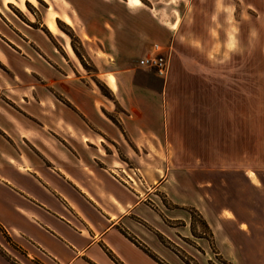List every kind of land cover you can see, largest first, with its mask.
Instances as JSON below:
<instances>
[{
	"label": "crops",
	"instance_id": "obj_1",
	"mask_svg": "<svg viewBox=\"0 0 264 264\" xmlns=\"http://www.w3.org/2000/svg\"><path fill=\"white\" fill-rule=\"evenodd\" d=\"M93 1L94 29L82 22L86 39L97 40L105 55H143L152 40L169 37L209 49L210 21L196 22L195 33L192 23L167 26L158 1ZM9 3L0 0V227L24 264H164L161 243L129 233L132 214L142 221L136 231L148 236L152 217L146 187L135 188L126 170L149 164L151 136L162 134L157 109L143 107L156 91L126 69L122 78L115 74L114 88L104 81L111 100L130 97L139 106L109 115L110 100L69 41L32 15L17 16Z\"/></svg>",
	"mask_w": 264,
	"mask_h": 264
},
{
	"label": "rangeland",
	"instance_id": "obj_2",
	"mask_svg": "<svg viewBox=\"0 0 264 264\" xmlns=\"http://www.w3.org/2000/svg\"><path fill=\"white\" fill-rule=\"evenodd\" d=\"M151 1L162 4L169 27L174 20L192 23L196 33V22H211L204 51L175 45L173 37L152 40L171 45L165 77L138 67L142 54L108 56L97 40L86 39L83 22L96 24L93 0H9L8 8L69 41L84 73L110 100L109 115L139 106L130 97L111 100L104 81L114 88L115 74L122 78L126 69L156 91V101L151 94L143 107L157 109L162 134L151 136L149 164L126 169L132 185L148 192L150 234L136 231L142 221L132 214L130 235L161 243L164 264H264V0ZM22 255L0 227V258L24 264Z\"/></svg>",
	"mask_w": 264,
	"mask_h": 264
},
{
	"label": "built area",
	"instance_id": "obj_3",
	"mask_svg": "<svg viewBox=\"0 0 264 264\" xmlns=\"http://www.w3.org/2000/svg\"><path fill=\"white\" fill-rule=\"evenodd\" d=\"M169 46L152 43L148 53L136 58V65L153 70L158 76L165 77L169 67Z\"/></svg>",
	"mask_w": 264,
	"mask_h": 264
},
{
	"label": "snow or ice",
	"instance_id": "obj_4",
	"mask_svg": "<svg viewBox=\"0 0 264 264\" xmlns=\"http://www.w3.org/2000/svg\"><path fill=\"white\" fill-rule=\"evenodd\" d=\"M129 3L139 4L140 3V0H129Z\"/></svg>",
	"mask_w": 264,
	"mask_h": 264
},
{
	"label": "bare ground",
	"instance_id": "obj_5",
	"mask_svg": "<svg viewBox=\"0 0 264 264\" xmlns=\"http://www.w3.org/2000/svg\"><path fill=\"white\" fill-rule=\"evenodd\" d=\"M52 24V23H51ZM50 26V25H49ZM55 28V27H54ZM53 31V30H52ZM54 32V31H53Z\"/></svg>",
	"mask_w": 264,
	"mask_h": 264
},
{
	"label": "trees",
	"instance_id": "obj_6",
	"mask_svg": "<svg viewBox=\"0 0 264 264\" xmlns=\"http://www.w3.org/2000/svg\"><path fill=\"white\" fill-rule=\"evenodd\" d=\"M103 92V91H102Z\"/></svg>",
	"mask_w": 264,
	"mask_h": 264
}]
</instances>
